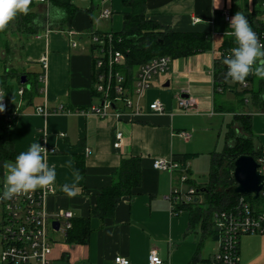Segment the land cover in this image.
<instances>
[{"label":"crops","instance_id":"0c3cea01","mask_svg":"<svg viewBox=\"0 0 264 264\" xmlns=\"http://www.w3.org/2000/svg\"><path fill=\"white\" fill-rule=\"evenodd\" d=\"M131 1L91 0V6L95 3L96 8L88 11L89 6L79 11L70 29H47L37 37L16 38L21 43V71L31 72L24 69L30 64L33 68L38 66L33 73L45 72V77L39 82L40 89L32 101L21 96L14 103L17 117L7 139L18 153L27 150L41 137L54 150L48 155L49 165L55 166L57 172L56 191L47 199L50 214L69 209L74 217H88L98 194L112 183L122 158L133 155L142 159L141 185L134 195L121 199L113 217L91 219L92 231L87 242H67L66 238L63 242L55 240L51 258L58 264H115L116 256H123L132 264H148L152 249H156L169 264H201L219 249L218 240L202 238L199 228L189 229L187 211L172 212L168 195L173 176L155 169L153 160L188 153L186 151L190 149H184L180 144L183 138L179 132H188L190 128L197 132L196 126L185 125L184 120L179 119L186 115L179 112L177 96L194 99L195 111L191 114L205 119L209 131L216 118L224 121L227 115L251 111L233 106V90L215 97L214 66L227 37L224 33L229 30L224 10L229 9L232 16L242 11L248 19L255 8L254 0H145L149 20L176 32H214L213 49L172 59L170 69L154 77L143 100L144 111L139 115L99 117L36 112L38 106L45 104L53 110L60 104L78 109L101 103L92 93L94 52L91 33L121 31L125 14L132 12ZM105 8L112 12L109 18L100 16ZM47 12L45 5L43 13ZM196 18L200 21L195 22ZM73 42L77 45L73 46ZM44 57L48 62L46 70L41 61ZM155 99L163 102L164 112L147 110V104ZM252 115L254 140L264 151V112L254 110ZM119 131L124 133V138L122 145L116 148L115 136ZM189 134L191 145L196 138ZM77 158L84 161V171L80 172L83 179L76 195L68 197L61 188L64 183L73 182ZM188 161L190 180L196 182L192 178L191 159ZM239 264H264V233L240 237Z\"/></svg>","mask_w":264,"mask_h":264},{"label":"trees","instance_id":"16d2710c","mask_svg":"<svg viewBox=\"0 0 264 264\" xmlns=\"http://www.w3.org/2000/svg\"><path fill=\"white\" fill-rule=\"evenodd\" d=\"M130 4L132 12L125 14L123 29L119 32H112V34L115 49L120 50L124 55V63L117 65L116 69L125 75L127 86L131 90L134 87L139 68L153 58L167 55L174 59L213 49L214 41L210 32L173 31L146 18L145 0H132ZM41 5L44 4L32 0L28 14L18 15L4 31H0V37L14 33L16 38L29 39L41 35L47 29H70L76 15L82 10L74 0H49L45 4L48 7L47 13L41 11ZM95 8L96 4L93 3L87 10L93 11ZM258 13L259 8L255 7L254 11L249 14L250 25ZM4 45L8 53V42L6 41ZM233 46L234 38L225 37L220 47L222 54L216 57L214 66V95L218 97L233 90V94L240 95L241 102L249 103L254 110L264 112V78L251 75L246 78L250 82L249 87L242 88L240 83L226 82L225 76H222V61L225 53H229ZM31 73L33 72L13 71L6 68L5 73L1 76L0 88L5 91L8 108L0 113V181L6 172L4 166L8 162H14L15 157L19 154L7 139L8 131L14 125L17 117V114L14 113L16 110L12 97L14 86L9 83V79H15L19 88L25 86L22 97L32 101L40 89L39 76L41 73H33L35 79L32 81ZM22 75L26 76L25 83L21 81ZM219 88L222 90L220 91ZM92 93L96 97L100 96L94 86ZM246 95L250 98H246ZM252 112L232 116V120L227 124L224 149L211 153V170L209 181L205 187L198 186L193 180L189 181L197 189V200L192 203L176 205V214L187 211L189 213V229L199 228L202 231V238L219 239L220 230L215 222V214L237 210L241 196L256 210L264 211V194L254 199L253 195H229L226 192V189L235 183L234 162L239 156L252 155L258 161L264 159L263 149L255 144ZM191 155L186 153L179 158L189 160ZM84 166L83 159L77 158V170L83 172ZM141 179V157L133 155L123 157L112 183L98 194L96 202L91 206L90 215L88 217L75 216L72 219L73 227L68 230L66 241L87 242L92 231L91 219L113 217L118 203L124 196L134 195L135 189L141 185Z\"/></svg>","mask_w":264,"mask_h":264},{"label":"built area","instance_id":"2783aa9c","mask_svg":"<svg viewBox=\"0 0 264 264\" xmlns=\"http://www.w3.org/2000/svg\"><path fill=\"white\" fill-rule=\"evenodd\" d=\"M47 4L49 0H37ZM255 7L259 13L253 19L251 27L264 42V0H254ZM254 9L252 10V12ZM112 12L105 8L101 10L100 16L109 18ZM224 19L229 23L232 13L229 9L223 12ZM195 22L200 21L196 18ZM213 36L215 33H212ZM114 37L110 33H91V43L94 52V87L100 94L101 103L91 104L86 108L71 109L64 104L58 105L50 110L47 105L38 106L36 112L48 115L52 112L84 115H97L107 117L136 116L144 111L143 100L146 92L151 88L155 76L166 73L170 69L172 58L167 55L157 56L148 63L143 64L137 71L134 87L131 90L126 83L125 75L116 69L117 65L124 63V55L114 47ZM73 46L77 42L72 43ZM222 51H219V55ZM229 53H225L227 56ZM43 68L46 70L47 58H42ZM222 76L227 71L226 65L222 64ZM45 72L39 76L44 81ZM215 80V79H214ZM250 82L246 79L242 88L249 87ZM25 86L18 89V94L23 95ZM221 91L222 89L219 88ZM4 93V89H0ZM178 109L181 113H193L194 99L191 97L177 96ZM2 103L8 108V99L4 95ZM147 110L151 113H162L165 105L160 99H155L147 104ZM17 114V111L14 112ZM179 134L189 138L187 131ZM124 133L119 131L115 136L114 146L122 145ZM48 149V155L54 150L48 147L42 137L37 141ZM258 162L261 164V171L264 173V159ZM153 167L160 171H166L173 176L172 186L168 198L171 201V209L176 214L178 203H192L197 199V189L190 181V162L179 157L170 159L155 158ZM6 174V172H5ZM176 175V177H174ZM4 177L0 181V194L3 191ZM56 184L51 189H37L27 195H19L11 200L0 201V236L2 251L0 264H58L51 254L55 243L51 231L61 232L65 237L68 230L73 227L72 219L74 213L69 209H60L55 214H50L47 209V199L56 191ZM264 194V190L261 192ZM260 194V195H261ZM59 221V228L53 225ZM215 222L219 228V249L205 262L201 264H239V240L243 234L264 233V211L256 210L246 199L241 196L240 205L237 210L230 212L222 211L215 214ZM115 264H132L129 259L123 256H116ZM77 264H86L78 262ZM148 264H169L163 259L156 249L149 254Z\"/></svg>","mask_w":264,"mask_h":264},{"label":"clouds","instance_id":"9594fccd","mask_svg":"<svg viewBox=\"0 0 264 264\" xmlns=\"http://www.w3.org/2000/svg\"><path fill=\"white\" fill-rule=\"evenodd\" d=\"M32 0H0V31H4L18 15H27ZM224 35L234 38V46L222 63L226 65L225 81L244 84L246 78L255 75L264 78V42H261L242 11H237L229 21ZM0 93V113L6 110ZM46 142V141H45ZM6 174L0 201L27 195L37 189H51L56 182L55 166L48 163V149L38 142L21 151L14 162L5 166ZM83 176L77 170L72 183H64L62 192L73 197Z\"/></svg>","mask_w":264,"mask_h":264},{"label":"rangeland","instance_id":"374dc122","mask_svg":"<svg viewBox=\"0 0 264 264\" xmlns=\"http://www.w3.org/2000/svg\"><path fill=\"white\" fill-rule=\"evenodd\" d=\"M74 2L82 9H86L91 6V0H74ZM41 11L44 10L45 5H41ZM218 37V36H217ZM9 44V52H6L5 42ZM21 43L16 39L14 33H9L6 36L0 37V80L1 76L5 73L6 68L13 71H20L22 69L20 59ZM21 69H20V68ZM24 69L33 71L37 70L38 66L33 68V65L27 64L24 66ZM31 81L35 79L33 73L30 74ZM9 83L14 86L13 90V102L16 103L20 100L21 96L18 94L19 84L15 79H9ZM29 86V85H28ZM242 89L241 87L239 88ZM235 99L234 105L235 108L244 110V111H254L253 107L249 103H243L240 101V95L235 93L232 95ZM246 98H250L246 95ZM181 120H184L182 123L185 125L191 124L196 126L197 132L194 133L192 128L189 129V133L192 134L194 138L193 143L189 145L188 138L182 137L181 146L184 149H190L186 152L192 154L190 157L192 162V178L196 180V183L200 187H205L209 181V174L211 170V153L214 151H222L225 147V133L227 130V124L232 120V115H227L224 118H216L213 120L212 131L207 130L206 121L203 118L195 117L191 113H181ZM192 127V126H189ZM256 144V142H255ZM190 146V147H188ZM256 146H258L256 144ZM9 163V162H8ZM51 236L56 240V242H63L65 236L61 232L51 231ZM2 251V243L0 236V254Z\"/></svg>","mask_w":264,"mask_h":264},{"label":"water","instance_id":"95a60500","mask_svg":"<svg viewBox=\"0 0 264 264\" xmlns=\"http://www.w3.org/2000/svg\"><path fill=\"white\" fill-rule=\"evenodd\" d=\"M22 83L26 82V76L22 75ZM261 164L252 155H241L234 162L233 177L235 183L226 189L229 195H253L254 199L260 197L264 190V173L260 169ZM197 200V199H196ZM53 225L59 228V221Z\"/></svg>","mask_w":264,"mask_h":264}]
</instances>
